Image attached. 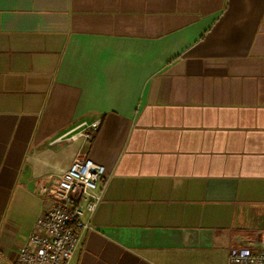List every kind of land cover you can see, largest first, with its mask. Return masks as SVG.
Segmentation results:
<instances>
[{
	"label": "crops",
	"instance_id": "1",
	"mask_svg": "<svg viewBox=\"0 0 264 264\" xmlns=\"http://www.w3.org/2000/svg\"><path fill=\"white\" fill-rule=\"evenodd\" d=\"M101 122L92 145L60 138ZM87 156L70 264H229L264 236V0H0V264Z\"/></svg>",
	"mask_w": 264,
	"mask_h": 264
},
{
	"label": "built area",
	"instance_id": "2",
	"mask_svg": "<svg viewBox=\"0 0 264 264\" xmlns=\"http://www.w3.org/2000/svg\"><path fill=\"white\" fill-rule=\"evenodd\" d=\"M101 122H84L60 138L94 141ZM106 169L87 156L75 159L59 178L43 184L38 194L45 209L14 264H70L85 235L94 231L93 219L104 199ZM229 264H264V236L258 243L231 250Z\"/></svg>",
	"mask_w": 264,
	"mask_h": 264
},
{
	"label": "trees",
	"instance_id": "3",
	"mask_svg": "<svg viewBox=\"0 0 264 264\" xmlns=\"http://www.w3.org/2000/svg\"><path fill=\"white\" fill-rule=\"evenodd\" d=\"M99 131H100V128L94 133V138H96L97 137V135H98V133H99ZM92 143L93 142H91V143H89L90 144V146L92 145Z\"/></svg>",
	"mask_w": 264,
	"mask_h": 264
}]
</instances>
